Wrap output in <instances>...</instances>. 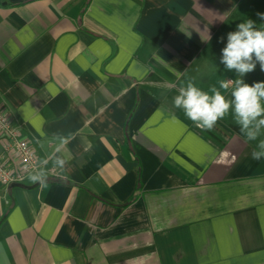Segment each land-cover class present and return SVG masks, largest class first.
<instances>
[{"label": "crops", "instance_id": "0c3cea01", "mask_svg": "<svg viewBox=\"0 0 264 264\" xmlns=\"http://www.w3.org/2000/svg\"><path fill=\"white\" fill-rule=\"evenodd\" d=\"M258 13L264 0H0V107L38 160L0 186V264H264V125L230 109L202 130L173 106L189 81L226 100L264 82L255 54L243 77L221 63Z\"/></svg>", "mask_w": 264, "mask_h": 264}, {"label": "clouds", "instance_id": "9594fccd", "mask_svg": "<svg viewBox=\"0 0 264 264\" xmlns=\"http://www.w3.org/2000/svg\"><path fill=\"white\" fill-rule=\"evenodd\" d=\"M264 21V14H257ZM223 39V38H221ZM227 46L222 49V59L227 70L235 69L240 77L251 72L255 68L252 62L253 54L261 62V71H264V28L255 30V21L248 19L236 25V31L229 32ZM179 77L183 73L175 72ZM231 95L232 100L225 97L215 88H211L212 95L195 86L189 81L186 87L179 90V95L173 98V106L182 109L184 116L202 130H212L219 120H222L230 109L234 111L236 123L247 129L250 124L257 122V127L264 125V82H256L249 86L243 79H237ZM221 88H227L225 82H221ZM255 139V137H250ZM259 155L253 154V159L259 160ZM36 183L37 177H29Z\"/></svg>", "mask_w": 264, "mask_h": 264}, {"label": "built area", "instance_id": "2783aa9c", "mask_svg": "<svg viewBox=\"0 0 264 264\" xmlns=\"http://www.w3.org/2000/svg\"><path fill=\"white\" fill-rule=\"evenodd\" d=\"M38 167L36 153L0 107V186L22 184Z\"/></svg>", "mask_w": 264, "mask_h": 264}, {"label": "trees", "instance_id": "16d2710c", "mask_svg": "<svg viewBox=\"0 0 264 264\" xmlns=\"http://www.w3.org/2000/svg\"><path fill=\"white\" fill-rule=\"evenodd\" d=\"M91 0H87V4L90 2ZM141 189V182L139 180V176H138V183H137V187H136V193L139 192ZM137 196L134 195L132 196V198L129 199V201L127 202L126 206L131 204L132 202H134L136 200Z\"/></svg>", "mask_w": 264, "mask_h": 264}, {"label": "rangeland", "instance_id": "374dc122", "mask_svg": "<svg viewBox=\"0 0 264 264\" xmlns=\"http://www.w3.org/2000/svg\"><path fill=\"white\" fill-rule=\"evenodd\" d=\"M231 83V82H230Z\"/></svg>", "mask_w": 264, "mask_h": 264}]
</instances>
